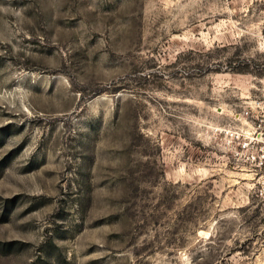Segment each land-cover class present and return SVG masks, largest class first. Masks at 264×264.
<instances>
[{"label": "rangeland", "instance_id": "374dc122", "mask_svg": "<svg viewBox=\"0 0 264 264\" xmlns=\"http://www.w3.org/2000/svg\"><path fill=\"white\" fill-rule=\"evenodd\" d=\"M263 78L264 0H0V264H264Z\"/></svg>", "mask_w": 264, "mask_h": 264}, {"label": "built area", "instance_id": "2783aa9c", "mask_svg": "<svg viewBox=\"0 0 264 264\" xmlns=\"http://www.w3.org/2000/svg\"><path fill=\"white\" fill-rule=\"evenodd\" d=\"M262 82V96L247 101L213 129L229 160L264 180V78Z\"/></svg>", "mask_w": 264, "mask_h": 264}]
</instances>
